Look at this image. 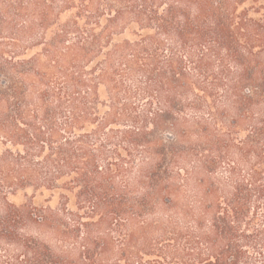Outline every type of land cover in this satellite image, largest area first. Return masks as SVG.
Returning <instances> with one entry per match:
<instances>
[{"label": "trees", "instance_id": "1", "mask_svg": "<svg viewBox=\"0 0 264 264\" xmlns=\"http://www.w3.org/2000/svg\"><path fill=\"white\" fill-rule=\"evenodd\" d=\"M0 264H264V0H0Z\"/></svg>", "mask_w": 264, "mask_h": 264}, {"label": "rangeland", "instance_id": "2", "mask_svg": "<svg viewBox=\"0 0 264 264\" xmlns=\"http://www.w3.org/2000/svg\"><path fill=\"white\" fill-rule=\"evenodd\" d=\"M171 172H173V173H175V174H177L178 172H180V171H183L182 172V175H185V174H187V172H193L194 170H170ZM180 178V179H179ZM177 180H178V182H179V180H181V177H178L177 178ZM191 185H193V184H191ZM187 189V188H186ZM35 195V193H34V190H30L29 192H28V195L27 196H24V195H22V196H18L17 198H14V202L15 203H17V204H19V205H21V204H24V203H28V204H33V205H36V206H44V205H46L47 203H46V200H47V198H48V195H45V196H40V195H38L37 196V199L36 200H33L32 199V197ZM57 204H58V198H56L55 200H53V202L51 203V205L54 207V206H57ZM153 219L155 220V221H164V218H163V216H161V215H155V216H153ZM24 235H27V236H32V237H35V238H37V239H39L41 236L38 234V233H36V231L35 230H31V229H27L26 231H23L22 232ZM154 238H158L157 237V235H155V237ZM162 242V241H161Z\"/></svg>", "mask_w": 264, "mask_h": 264}]
</instances>
